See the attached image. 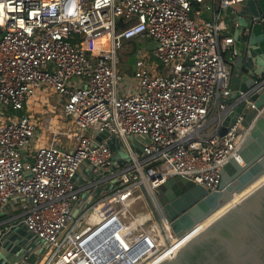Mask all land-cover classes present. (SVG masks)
<instances>
[{"label":"built area","instance_id":"1","mask_svg":"<svg viewBox=\"0 0 264 264\" xmlns=\"http://www.w3.org/2000/svg\"><path fill=\"white\" fill-rule=\"evenodd\" d=\"M240 1L0 0V223L29 233L37 264H159L193 237L199 222L174 234L157 186L180 175L213 191L238 159L243 113L220 128L264 86L229 97L222 9ZM46 90L67 120L28 150L39 125L26 106ZM146 197L144 219L132 204Z\"/></svg>","mask_w":264,"mask_h":264},{"label":"water","instance_id":"2","mask_svg":"<svg viewBox=\"0 0 264 264\" xmlns=\"http://www.w3.org/2000/svg\"><path fill=\"white\" fill-rule=\"evenodd\" d=\"M130 61L133 62L132 59ZM125 72L132 74V66ZM260 80V76L252 70L233 68L229 97H235L238 90L257 85ZM249 100L253 101V107L245 108L246 101H242L230 110L220 128L219 132L223 134L234 116L243 113L241 124L246 133L237 149L241 161L232 156L223 164L218 189L208 191L180 175L170 176L157 186L165 215L175 235H181L209 215L234 191L264 171V86L253 92ZM107 135V132L101 133L96 139ZM170 186H179L185 192L167 202L168 197L165 198L162 193ZM159 264H264V182L197 232L171 258Z\"/></svg>","mask_w":264,"mask_h":264},{"label":"crops","instance_id":"3","mask_svg":"<svg viewBox=\"0 0 264 264\" xmlns=\"http://www.w3.org/2000/svg\"><path fill=\"white\" fill-rule=\"evenodd\" d=\"M225 23L223 34L233 37V47L237 50L232 54L231 49L224 52V59L230 70L241 68L252 70L264 77V0H242L232 6L222 9ZM56 97V92L46 90L31 97L26 106L27 111H33L39 127L36 129L35 145L41 141L47 142L50 133L48 127H59L65 124L67 118L49 120L53 105L48 99ZM32 114V113H31ZM65 121V122H64ZM42 135V136H41ZM41 136V137H40ZM6 208L1 219L9 216ZM9 221L0 223V264H18L29 262L37 264L40 250L35 251V243L30 239L29 233L20 225L8 228Z\"/></svg>","mask_w":264,"mask_h":264},{"label":"rangeland","instance_id":"4","mask_svg":"<svg viewBox=\"0 0 264 264\" xmlns=\"http://www.w3.org/2000/svg\"><path fill=\"white\" fill-rule=\"evenodd\" d=\"M202 14L201 16L202 17H206L208 15V11L205 9V7L202 6ZM128 46H134V47H141L147 51H150V49L147 47L148 44L146 42V40L144 38H136V39H131L129 42H127ZM131 76L127 73H125V75H123V80L121 81V84L120 86H122L123 84L126 85V88H128V85H129V80H130ZM54 93V91H53ZM48 102L51 103L53 105V113H55L56 115V118L61 121L64 118V115H63V112H62V106L61 105H58L56 103V97L55 98H52V99H48ZM30 113L32 114H38V113H33L32 110H30ZM62 122V121H61ZM109 140H112V142L114 143L115 146H117V151L118 152H122L124 153L125 150H120L119 151V147H121L122 145V141L120 140H116V138L114 136H111L108 138ZM71 141H68V140H63L64 143L66 141H68L67 143H72L73 139H70ZM35 146V138L31 140V144L28 146V150H31L33 147ZM120 152V153H121ZM119 153V154H120ZM149 205H151V201L150 199H148L147 197L146 198H139V199H136L134 201V203L132 204V209L133 211H135L138 215H140L142 218L144 219H147L148 218V208H149Z\"/></svg>","mask_w":264,"mask_h":264},{"label":"bare ground","instance_id":"5","mask_svg":"<svg viewBox=\"0 0 264 264\" xmlns=\"http://www.w3.org/2000/svg\"><path fill=\"white\" fill-rule=\"evenodd\" d=\"M238 160L241 161L240 156H238ZM262 182H264V171L260 175L255 177L251 182L246 184L244 187H242L241 189L237 191H234L232 195L227 200H225L221 205H219L214 211H212L206 217L202 218L197 224L196 231L193 233V236L195 235V233L205 228L208 224H210L218 216L223 214L228 208H230L236 202L244 198L249 192H251L254 188L260 185Z\"/></svg>","mask_w":264,"mask_h":264},{"label":"flooded vegetation","instance_id":"6","mask_svg":"<svg viewBox=\"0 0 264 264\" xmlns=\"http://www.w3.org/2000/svg\"><path fill=\"white\" fill-rule=\"evenodd\" d=\"M184 192H185V190H182V188H180L179 186H176V187L170 186V187H167L165 189V191L162 193V195H164L165 198L168 197L167 202H170L171 200H174V199L180 197ZM160 196H161V194L158 193L159 204L165 213L164 204L161 202Z\"/></svg>","mask_w":264,"mask_h":264}]
</instances>
